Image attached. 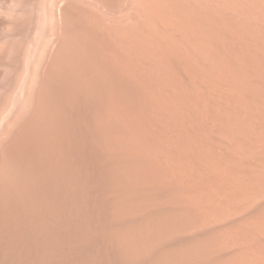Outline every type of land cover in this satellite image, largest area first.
<instances>
[{
	"label": "bare ground",
	"instance_id": "bare-ground-1",
	"mask_svg": "<svg viewBox=\"0 0 264 264\" xmlns=\"http://www.w3.org/2000/svg\"><path fill=\"white\" fill-rule=\"evenodd\" d=\"M129 1L24 0L0 43V264H263L255 232L212 227L162 161L148 41L112 12Z\"/></svg>",
	"mask_w": 264,
	"mask_h": 264
},
{
	"label": "rangeland",
	"instance_id": "rangeland-1",
	"mask_svg": "<svg viewBox=\"0 0 264 264\" xmlns=\"http://www.w3.org/2000/svg\"><path fill=\"white\" fill-rule=\"evenodd\" d=\"M20 1L0 5V43L25 18ZM148 3L121 2L112 12L131 15L148 41L145 116L161 137V159L176 162L187 195L204 198L212 227L239 222L264 242V0ZM2 53L0 96L12 68Z\"/></svg>",
	"mask_w": 264,
	"mask_h": 264
}]
</instances>
